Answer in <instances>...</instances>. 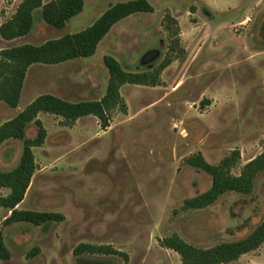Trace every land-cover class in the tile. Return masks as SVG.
<instances>
[{
  "label": "rangeland",
  "instance_id": "1",
  "mask_svg": "<svg viewBox=\"0 0 264 264\" xmlns=\"http://www.w3.org/2000/svg\"><path fill=\"white\" fill-rule=\"evenodd\" d=\"M20 1L0 0V24ZM119 1L127 0H84L82 11L61 29L47 25L36 11L32 29L12 40L0 37V49L80 31ZM148 2L153 12L115 23L93 56L33 64L17 107L0 102L1 124L43 93L69 101L99 99L108 79L104 55L130 72L151 71L170 60L158 85H122L127 112L113 111L105 130L92 115L64 126L58 116L39 114L47 136L33 148L36 170L20 208L57 211L65 218L39 226H3L11 256L0 264H122L116 255H74L80 242L112 244L128 253L130 264H181L179 254L159 239L177 234L206 248L245 237L264 218V171L249 194L226 192L207 207H182L184 199L207 190L212 180L189 165L188 156L201 154L218 164L238 150L240 159L231 169L238 174L261 151L264 0ZM174 38L178 49L172 51ZM34 134L30 124L26 135ZM21 150V140L4 141L0 169L14 168ZM0 214L6 215V209ZM32 248L39 250L28 257ZM263 249L225 264H264Z\"/></svg>",
  "mask_w": 264,
  "mask_h": 264
},
{
  "label": "trees",
  "instance_id": "2",
  "mask_svg": "<svg viewBox=\"0 0 264 264\" xmlns=\"http://www.w3.org/2000/svg\"><path fill=\"white\" fill-rule=\"evenodd\" d=\"M83 6L84 0H21L14 14L0 24V37L4 40H12L26 35L33 27L36 11H39L40 17L47 25L61 29L71 17L82 11ZM137 12H153V6L148 0L115 2L80 31L48 39L38 45L23 43L1 48L0 102L10 108L17 107L26 72L31 65L58 64L76 58L91 57L100 40L115 23ZM167 19L175 23L169 15ZM171 49L172 51L178 49L177 38L173 39ZM169 61V58L163 59L151 71L130 72L124 70L121 63L113 56L104 55L103 63L108 72V79L105 91L99 99L69 101L54 94L43 93L0 124V145L8 139H19L22 142V150L16 166L5 171L0 169V188L8 189L6 195H0V209L9 211L4 219L0 217V261L8 260L11 256L4 242L1 227L19 222L39 226L49 222L59 223L65 218L63 213L57 211L17 208L36 170L33 148L42 146L47 136V130L38 117L39 113L60 117L64 126H72L78 118L92 115L97 118L100 128L105 130L110 125L113 111L123 114L127 112L126 103L120 94L122 85H158L159 75ZM30 124L35 127L33 137L26 135V129ZM239 159L238 150L231 151L218 164L207 162L201 154L188 156L186 162L208 173L212 180L207 190L184 199L182 207L184 209L207 207L226 192L249 194L253 189L256 175L264 171V136L261 151L244 163L238 174H233L231 169ZM263 242L264 218L245 237L220 242L206 248L196 247L177 234L159 239L161 246L179 254L181 264L229 263L245 253L256 250ZM38 250V248L30 249L27 256L31 257ZM73 254L116 255L121 258L122 264H130L128 253L116 249L112 244L80 242L74 247Z\"/></svg>",
  "mask_w": 264,
  "mask_h": 264
},
{
  "label": "crops",
  "instance_id": "3",
  "mask_svg": "<svg viewBox=\"0 0 264 264\" xmlns=\"http://www.w3.org/2000/svg\"><path fill=\"white\" fill-rule=\"evenodd\" d=\"M93 56V55H92ZM21 96V95H20ZM32 101V100H31ZM28 104V103H27ZM20 111V110H19ZM18 112V111H17ZM40 114V113H39ZM38 117H39V115H38ZM85 117V116H84ZM80 118H82V117H80ZM80 118H78L76 121H78ZM75 121V122H76ZM34 174V173H33ZM3 189H5L6 190V193H4V194H1V195H6L7 193H8V189H6V188H0V190H3ZM28 189V188H27ZM26 194V193H25ZM23 202H24V198H23V200H22ZM20 202L18 205H17V208L18 209H21L20 208V205H22V203L23 202ZM1 209H3V208H1ZM1 209H0V211H1ZM6 211H7V214L6 215H4V216H1V214H0V217H1V219H4L8 214H9V211L6 209ZM13 224V223H12ZM11 225V224H10ZM8 226V225H7ZM1 230H2V227H1ZM3 233V232H2ZM262 247H264V242L261 244V246L259 247V248H257L256 250H260V249H262ZM255 251V250H254ZM262 254H264V249H263V252H261ZM246 254V253H245ZM245 254H243V255H245ZM242 256V255H241ZM240 256V257H241ZM240 257L238 258V259H240ZM237 259V260H238ZM236 261V260H235Z\"/></svg>",
  "mask_w": 264,
  "mask_h": 264
}]
</instances>
